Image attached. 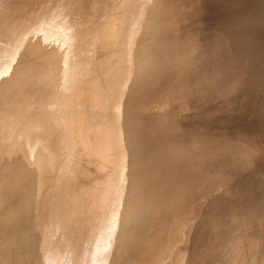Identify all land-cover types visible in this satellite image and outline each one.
<instances>
[{
    "label": "rangeland",
    "instance_id": "1",
    "mask_svg": "<svg viewBox=\"0 0 264 264\" xmlns=\"http://www.w3.org/2000/svg\"><path fill=\"white\" fill-rule=\"evenodd\" d=\"M0 264H264V0H0Z\"/></svg>",
    "mask_w": 264,
    "mask_h": 264
},
{
    "label": "bare ground",
    "instance_id": "2",
    "mask_svg": "<svg viewBox=\"0 0 264 264\" xmlns=\"http://www.w3.org/2000/svg\"><path fill=\"white\" fill-rule=\"evenodd\" d=\"M181 179V178H180ZM173 181V180H172ZM172 189V188H171ZM147 211V210H146ZM112 223H114V222H112ZM115 224V223H114ZM191 224V223H190ZM48 251V250H47ZM65 259V258H64ZM68 263V262H67Z\"/></svg>",
    "mask_w": 264,
    "mask_h": 264
}]
</instances>
